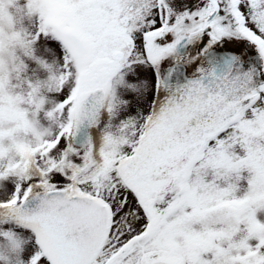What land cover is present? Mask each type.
Masks as SVG:
<instances>
[{
	"label": "snow or ice",
	"instance_id": "1",
	"mask_svg": "<svg viewBox=\"0 0 264 264\" xmlns=\"http://www.w3.org/2000/svg\"><path fill=\"white\" fill-rule=\"evenodd\" d=\"M0 264H264V0H0Z\"/></svg>",
	"mask_w": 264,
	"mask_h": 264
}]
</instances>
